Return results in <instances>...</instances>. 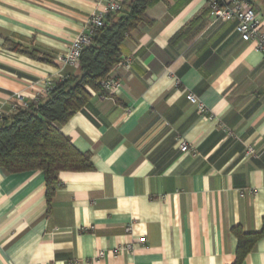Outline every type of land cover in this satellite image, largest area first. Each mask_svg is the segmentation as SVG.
Instances as JSON below:
<instances>
[{"label": "crops", "instance_id": "obj_1", "mask_svg": "<svg viewBox=\"0 0 264 264\" xmlns=\"http://www.w3.org/2000/svg\"><path fill=\"white\" fill-rule=\"evenodd\" d=\"M248 1L264 33V0ZM101 9L100 0H0L3 113L17 95L32 101L43 83L77 73L60 58ZM207 9L208 0L148 8L152 24L121 46L130 69L111 74L120 89L92 93L61 128L93 169L61 172L50 212L42 172L0 169V264H234L233 228L263 229L262 55ZM241 264H264V237Z\"/></svg>", "mask_w": 264, "mask_h": 264}, {"label": "trees", "instance_id": "obj_2", "mask_svg": "<svg viewBox=\"0 0 264 264\" xmlns=\"http://www.w3.org/2000/svg\"><path fill=\"white\" fill-rule=\"evenodd\" d=\"M166 0H127L122 9L108 15L105 25L95 29L92 42L81 54L78 71L53 84L50 92L36 100L27 101L25 109L3 116L0 123V169L9 174L42 172L46 187L48 212L58 188L61 172H89L93 169L91 155L79 152L61 128L88 105L92 93L105 96L102 83L108 80L121 62V46L130 33L141 26L151 25L148 8ZM207 14H210L208 2ZM11 49L31 58L35 53L19 46ZM237 239L236 260L241 264L255 244L264 237L258 233H245L235 227Z\"/></svg>", "mask_w": 264, "mask_h": 264}, {"label": "built area", "instance_id": "obj_3", "mask_svg": "<svg viewBox=\"0 0 264 264\" xmlns=\"http://www.w3.org/2000/svg\"><path fill=\"white\" fill-rule=\"evenodd\" d=\"M103 4V9L91 14L88 18L86 28L80 33L74 40L70 50L63 57L60 58V62L63 65L78 68L80 64V58L82 51L91 44L95 29L102 28L105 25V21L110 14H115L122 9L123 3L127 0H100ZM210 7V15L216 20L221 22H236V33L241 37L242 41L246 43H254L256 50L262 55V62L264 66V33L261 31V22L257 18L255 9L250 5L248 0H208ZM131 62L128 59H121V62L114 68H124L129 70ZM53 84L50 82L43 83L41 94L36 95L34 100L38 97L46 96ZM120 83L114 77L110 78L102 83V89L107 97L120 89ZM15 101L11 106L8 115L13 114L17 109H25L27 107V101L17 95ZM189 100L192 103H196L197 99L193 95H189ZM200 111H204L202 106H199ZM3 116H6L0 110V123ZM180 150L183 153L189 152V147L185 142L180 144ZM247 156H253L254 150L249 148L246 151ZM139 242L143 244L145 238H140ZM104 254L99 253L102 257Z\"/></svg>", "mask_w": 264, "mask_h": 264}]
</instances>
